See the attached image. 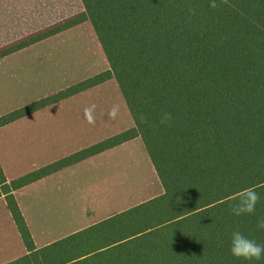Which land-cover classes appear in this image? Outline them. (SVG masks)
I'll return each instance as SVG.
<instances>
[{"label":"trees","instance_id":"trees-1","mask_svg":"<svg viewBox=\"0 0 264 264\" xmlns=\"http://www.w3.org/2000/svg\"><path fill=\"white\" fill-rule=\"evenodd\" d=\"M81 1L82 14L0 49V59L89 22L108 70L0 117V129L109 81L134 127L10 182L0 167V197L27 250L8 264H247L228 249L236 227L264 244V0ZM163 112L172 120L161 125ZM136 138L162 193L37 248L14 192ZM248 187L260 194L255 212L230 215Z\"/></svg>","mask_w":264,"mask_h":264},{"label":"rangeland","instance_id":"rangeland-1","mask_svg":"<svg viewBox=\"0 0 264 264\" xmlns=\"http://www.w3.org/2000/svg\"><path fill=\"white\" fill-rule=\"evenodd\" d=\"M71 5V1L63 2V6L69 10ZM51 9L53 14L47 17L46 21L53 23L59 17L62 6ZM21 16L24 17L18 19L21 25L13 31H8L7 37H18V40H23L47 29L42 28L31 32L32 29L28 26L30 20H43L42 13ZM80 43L83 44L81 48L77 47ZM89 43L88 34L77 30L63 34L59 38L50 39L47 43L19 55L26 61L52 57L55 62L71 56L82 64L73 74H69V71L63 72V67L58 66L57 74L53 73L47 78L36 80L33 82V89L28 92L27 82L24 79L16 84L8 81L7 70L10 64L0 66V117L32 104L27 103L29 100L37 102L87 80L66 86L72 79L87 76L90 79L94 77L90 76L91 73L99 70L102 71L100 73L106 71L108 66L101 63L100 56L94 53ZM66 46H74V48L66 50ZM47 71L52 69L46 67L41 70L43 73ZM38 85L40 89L36 91L35 87ZM84 92H86L84 95L70 102L67 100L71 97L52 104L51 106L65 105L40 117L39 122L50 126L51 131L49 134L46 130L42 132L47 136L45 138L50 139L39 145L38 155H36L37 144L30 140L33 135L31 125L17 124L8 131L0 132V141L6 144L5 151L1 153V159L9 178L17 179L127 132L131 128L130 114L115 81H110L101 88H91ZM40 93L46 96L35 97ZM93 103L96 105L93 113L96 121L90 125L83 118V109ZM114 105H119V112L115 119H109L104 113ZM21 128H25L24 131ZM26 143L29 144L25 145ZM73 172V175L67 177V180L74 182L71 191H68V200L62 204V207L58 201L62 196L60 192L32 206L35 219L30 220L29 227L37 246L58 241L76 230L84 229L105 219L107 215L120 213L128 206L157 197L162 192L160 181L150 169V163L139 139L127 148H114L112 154L89 162L83 168L75 169ZM4 210L7 211L6 206H0V264L16 261L24 254V247L15 224L10 214L6 215ZM43 216L51 217L56 223L50 224L49 219L46 220ZM99 229L100 226L94 230Z\"/></svg>","mask_w":264,"mask_h":264},{"label":"crops","instance_id":"crops-1","mask_svg":"<svg viewBox=\"0 0 264 264\" xmlns=\"http://www.w3.org/2000/svg\"><path fill=\"white\" fill-rule=\"evenodd\" d=\"M64 1L65 0H0V49L7 47L11 44H14L17 41H20V40H18V37H11V38L7 37V35H8L7 32L10 30L13 31L18 26L21 25V23L18 21V19L24 18L21 15L33 16L35 13H42L43 20L42 19L30 20V22L28 24V26L32 29L31 32H34V31H37L39 29L49 28V27L54 26L58 23L64 22L65 20H68L69 18L77 16L79 14H82L85 11L81 0H68V1L72 2V5L70 6L71 10H69L63 6ZM59 5L62 6V10L60 12L59 17L57 19H55V21L53 23L47 22L46 18L53 14V11L51 8H53L55 6H59ZM77 30L84 31L86 34H88V36L90 38L89 44L92 46L91 47L92 50L94 51V53L96 55L100 56L101 63H103V64L105 63L108 66V62H107L106 57L103 53L101 45H100V43L96 37V34L94 32L92 25L89 22H84V23H81L75 27H72L68 30H65V31L55 35V37L53 36V38L52 37L47 38V39L40 41V42L30 46V47L24 48V49H22L16 53H13L9 56L1 58L0 59V66H3L5 64H10V68L7 70L8 71V74H7L8 75V81L14 82L16 84L19 80L24 79L27 82L26 88H27V92H28V91H31L33 89V87H34L33 82H35L36 80H40L42 78H47V76H49L53 73L57 74L56 71H57L58 66L63 67V70H62L63 72L69 71V74L76 73L77 68L79 67V65H82V64L80 63V61L78 59L72 58L71 56H66V58H62L61 61L55 62L52 59V57L47 58V59H32L30 61H26L23 58L19 57V55H21L25 52H28V51L32 50L33 48L38 47L41 44L47 43L50 39L59 38L63 34L70 33V32L77 31ZM82 46H83V44H81V43L77 45V47H79V48H81ZM73 48H74V46H66L65 47L66 50H72ZM46 67L51 68L52 71H47V73L41 72V70H43ZM108 68H107V70H108ZM100 72H102V71H100V70L96 71L94 73H91L90 76H96V75L100 74ZM88 78L89 77L87 76L84 78L72 79V81L70 83H68L66 86L72 85L74 83H77L81 80L88 79ZM109 82L98 85V86L94 87L93 89H97L99 87L101 88L103 85L108 84ZM39 87H40V85L36 86L35 90L38 91L40 89ZM85 93L86 92H81L79 94L71 96V98H69L67 100V102H70V101L84 95ZM44 96H46V95H42V93H40V94H37L35 97L42 98ZM36 99H34V100H36ZM30 102L33 103L34 101L29 100L27 103H30ZM27 103H25V104H27ZM25 104H24V106H25ZM62 105H65V104L47 106V107L37 111L36 113L31 114V116L28 115V116H26V118L25 117L21 118L15 122L3 127V128H1L0 132L5 131V130L8 131V130L12 129L17 124L31 125L32 126L31 129L33 130V135L30 138V140L32 143L35 142L37 144V146H38L36 149V152H37V150L39 149V145H41L42 143H44L50 139V138H45L47 136L42 132H44V130H46L49 134V132L51 131L50 126H46L47 124H43V123L39 122L40 117L42 115L52 111L53 109L61 107ZM35 118H36V120H35ZM31 119H33V120H31ZM95 121H96V119H95ZM131 122H132L131 128H133L134 122L132 120V117H131ZM49 123H51V122H49ZM24 129L25 128H21V130H23V131H24ZM137 139L141 140L140 138H136V139L130 140L126 143H123L121 145H118L114 148H117V147H119V148L120 147H126L127 148L128 146L133 144L134 141ZM141 142H142V140H141ZM28 144L29 143H26L25 145H28ZM142 144H143V142H142ZM143 147H144V144H143ZM5 148H6L5 142L3 143L2 141H0V167L4 173L6 180L8 182H10V181H13L16 179L9 178V176L7 174L6 167H4V165H3V161L1 159V153H3L5 151ZM114 148L107 150L105 152H102V153L95 155L93 157H90L86 160H83V161L76 163L72 166H69L65 169H62V170H60V171H58L52 175L44 177L43 179H41V180L31 184V185H28L22 189L15 191L14 192L15 200H16L19 208L22 211L24 220L26 221L29 230H30V227H29L30 220L35 219V214L32 211L33 204L42 203L48 197L55 196V194L57 192H60L62 194V196L59 198L58 201L60 203V206L62 207V204H65V202L68 200V197H67V195L69 194L68 191H71L72 185L74 182V181L67 180V177L73 175L74 174L73 171L75 169H81L85 166V164H87L89 162H93L97 159L102 158L103 156H107V155L112 154L114 152ZM144 151H145L147 158H148V161L150 163V169L152 170L153 174L156 175L154 168H153V165H152V163L148 157V154L145 150V147H144ZM36 155H38V152ZM41 168H43V167H41ZM41 168H38V169H41ZM38 169H36V170H38ZM36 170H34V171H36ZM34 171H32V172H34ZM23 176H25V175H23ZM18 178H20V177H18ZM160 186H161V184H160ZM161 189H162V187H161ZM155 197H153V198H155ZM150 199H152V198H150ZM150 199H147L145 201H148ZM145 201H142V202L135 204V205H132V206H128L127 208H125V210L132 208L134 206H137V205H139ZM4 205L7 208V204H6L5 199L3 197H0V206L3 207ZM64 207H66V206H64ZM4 212L6 213V215L8 213L10 214L8 208H7V211L4 210ZM115 214H117V213H115ZM115 214H113V215H115ZM10 216H11V214H10ZM110 216H112V214L107 215L105 217V219L110 217ZM11 218H12V216H11ZM43 218H45L46 220L49 219L50 224L56 223V221L51 219V217L49 218V217L43 216ZM52 218H54V217H52ZM12 220H13V218H12ZM13 222H14V220H13ZM46 223H48V222H46ZM93 224H95V223H93ZM15 227H16V225H15ZM16 230H17V228H16ZM80 230H83V229H80ZM80 230H76L75 232L80 231ZM17 232H18V230H17ZM75 232H73V233H75ZM30 233H31V230H30ZM73 233H71V234H73ZM71 234H69V235H71ZM18 235H19V233H18ZM31 236H32V234H31ZM19 238H20V235H19ZM20 241L24 247V254L21 256V257H23L27 254V250H26V247H25L24 243L22 242L21 238H20ZM33 241H34V244L37 248H41V247H44V246L50 244V243H47L43 246H37L34 238H33ZM8 263H10V262H8ZM8 263H6V264H8Z\"/></svg>","mask_w":264,"mask_h":264},{"label":"clouds","instance_id":"clouds-1","mask_svg":"<svg viewBox=\"0 0 264 264\" xmlns=\"http://www.w3.org/2000/svg\"><path fill=\"white\" fill-rule=\"evenodd\" d=\"M227 0H221V3H226ZM209 7L216 9L220 4L216 0H210ZM190 11H192L190 9ZM96 105L90 104L83 109V118L88 124L95 123L94 111ZM119 112V105H114L108 109L104 115L109 119H115ZM140 123H148V118L145 114L140 113L137 117ZM172 120V114L168 112L161 113L159 124H168ZM260 200V194L253 187H248L239 190L238 194L232 197L229 202V213L233 216H242L252 214L255 212L257 203ZM256 228L264 230V217L257 220ZM229 254L237 259L251 264V262L260 261L264 259V244L257 243V241L246 235L239 227H236L230 234L229 238Z\"/></svg>","mask_w":264,"mask_h":264}]
</instances>
